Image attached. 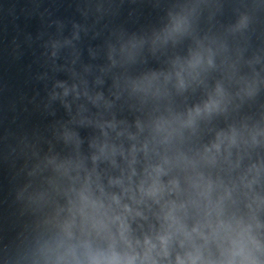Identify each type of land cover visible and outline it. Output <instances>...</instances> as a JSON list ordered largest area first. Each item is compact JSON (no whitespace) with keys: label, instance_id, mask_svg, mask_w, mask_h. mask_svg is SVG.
Listing matches in <instances>:
<instances>
[{"label":"water","instance_id":"1","mask_svg":"<svg viewBox=\"0 0 264 264\" xmlns=\"http://www.w3.org/2000/svg\"><path fill=\"white\" fill-rule=\"evenodd\" d=\"M179 224L206 264H228L232 240L264 264V0H195V59ZM196 229V232L192 230ZM239 260V257H236Z\"/></svg>","mask_w":264,"mask_h":264},{"label":"clouds","instance_id":"2","mask_svg":"<svg viewBox=\"0 0 264 264\" xmlns=\"http://www.w3.org/2000/svg\"><path fill=\"white\" fill-rule=\"evenodd\" d=\"M154 193L155 189L152 190L151 194ZM117 219L120 218L117 217ZM169 219L172 220V224H170L169 227L172 228L173 225H176V227L172 231L165 232L156 237L159 242V251H157L156 243H153L150 239H145L144 244L147 246V251L142 258H139L141 259V264H157V261L152 257L153 252H155L157 256L163 255L164 257H168V247L174 236H183L184 239L180 240L181 247H184L185 241L192 243L193 248L196 247L193 242L192 233L185 230L183 225H180L175 218L170 216ZM192 231L196 232L197 230L193 229ZM121 235H123V232ZM231 243L234 251L232 253L233 258L228 261V264H261L259 260L251 255V251L247 249L248 243H251L257 249L259 248V245L251 238L245 241V233L243 231L238 234V239L232 240ZM236 257H239L240 259L237 260ZM137 259L138 257L135 255L121 257L115 253L109 256L101 254L92 257V264H136ZM174 264H206V262L202 259L199 249L196 248L195 252H186L183 256L177 255Z\"/></svg>","mask_w":264,"mask_h":264}]
</instances>
